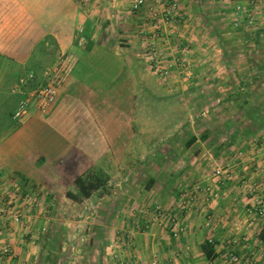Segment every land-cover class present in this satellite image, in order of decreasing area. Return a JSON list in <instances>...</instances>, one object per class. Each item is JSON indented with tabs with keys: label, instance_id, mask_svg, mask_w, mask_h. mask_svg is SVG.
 <instances>
[{
	"label": "crops",
	"instance_id": "0c3cea01",
	"mask_svg": "<svg viewBox=\"0 0 264 264\" xmlns=\"http://www.w3.org/2000/svg\"><path fill=\"white\" fill-rule=\"evenodd\" d=\"M175 1L181 24L175 31L164 27L157 31L148 8L156 6L162 11L170 5L168 1L146 0L140 10L132 11L129 0H0V94L8 86L6 98L18 94L25 99L39 86L41 72L54 65L59 55L70 53L78 58L51 110L47 114L32 110L24 118L25 124L5 130L0 138V196H11L13 209L22 215L20 224L0 215V264H125L130 260L151 264L154 259L157 264H227L233 252L241 264H264V243L259 238L264 217L256 214L255 205L264 198V167L259 169L264 164V133L238 144L250 156L241 160V166H232L239 171L254 166L253 170L241 177L199 179L213 184V189L226 182L216 199L209 193L211 189L205 194L194 192L193 181L198 180L188 181L181 172L167 173L162 180L146 174L153 166L202 165L205 153L197 147L194 152L189 149L193 153L188 151L191 154L185 159L180 157L183 153L176 157L166 153L159 163L155 160L153 145L140 138L149 129L139 127L135 120L138 82L144 94L152 97L183 96L185 87L197 82L191 76L192 82L186 80L191 74L186 69L194 67L199 54L207 56L200 53L205 49L199 44L186 56L184 44L207 38L204 34L218 40L215 21L230 18L216 19L211 10L234 8L236 2L224 5L225 0L222 6L217 0ZM204 5L210 14L198 12ZM209 21L213 23L210 32L206 30ZM45 22L54 25L45 30ZM218 31L225 37L226 31ZM154 32L169 39L157 43L171 70L166 80L155 78L151 67L138 60L137 51L145 50V38ZM227 37L235 41L232 35ZM47 38L50 42L39 48ZM174 39L178 44L173 45ZM220 50L221 45L209 52L221 56L223 62ZM195 65L196 74L204 68ZM29 72L36 79L13 94ZM206 76L202 73L198 84H207ZM35 132L36 141L32 138ZM207 158L214 161L213 153ZM92 166L110 175L108 193H94L79 202L68 198L69 191L77 192L76 177ZM136 167L141 168L139 175ZM251 185L255 187L250 189ZM15 190L20 191V198L13 195ZM24 195L37 197L38 206L23 200ZM93 199L96 203L90 212ZM159 205L163 218L145 214V206ZM88 210L95 217L85 216L84 221L93 226L73 240L81 226L73 218ZM128 235L129 243L124 239ZM207 239L216 241L218 256L214 260H208L202 251ZM7 246L11 254L3 252Z\"/></svg>",
	"mask_w": 264,
	"mask_h": 264
},
{
	"label": "rangeland",
	"instance_id": "374dc122",
	"mask_svg": "<svg viewBox=\"0 0 264 264\" xmlns=\"http://www.w3.org/2000/svg\"><path fill=\"white\" fill-rule=\"evenodd\" d=\"M217 1L220 5L223 6L222 3L225 0H217ZM227 1L228 3L224 5L233 4L232 0H227ZM237 1L242 2L243 4L248 6L249 5L248 2L250 0H236V2ZM263 1L264 0H256L257 2V6H256L257 9L255 10L256 18L252 24L246 25L245 27L247 28L245 29H238L233 25L232 21L235 18V15L233 16L234 10H233L232 5H230L229 7H223L222 10H224L225 12L222 10L219 11L217 10L218 8L215 7L211 11L215 13V15L217 16L216 19H219L218 17L227 16V15H229L228 17L230 18V21L227 20L226 17H224L225 18L224 21L216 20L215 21L216 29L220 31L223 30L226 32H228L227 30L229 29V27H232L237 32H241V31L253 32V31H257L261 29L264 30V8H263L264 3ZM236 2L234 3V5L236 4ZM261 4L263 6H261ZM204 6H205L204 7L205 9L200 8L201 10L198 12L203 13V11H206V13L210 14L211 13L210 9L206 5ZM226 11H229V12H226ZM181 22H182V18H180V22L177 23V26L172 28L173 31L177 29V27L181 24ZM196 23L198 24L197 28H199V30L202 29L205 31V26L203 27L202 23L200 22H196ZM212 24L213 23H211V25L209 24L207 25L206 30H208L209 32L213 30ZM44 25L46 26L45 30H48L51 27H53L54 23L45 22ZM204 35H207L208 37L207 38L201 37L199 39L198 38L190 39L193 41L194 44H191L192 42L187 41V43L184 44L185 48L183 47L186 56H188V54L190 55V50L194 49L197 44H199L200 48L205 49V50H202V52L200 53H206L205 55L207 56H203L199 54L201 58L200 59L197 58L196 63H195V64H198L201 68L204 67L205 69L204 68L203 70L197 69L198 70V71L196 70L197 74L194 73L195 71L194 67L196 66L195 64L192 69L190 68L191 66L188 69H186L187 72L191 73L190 75L186 76V80L188 79L189 76H191V78H194L197 82L195 83L193 82V84L187 85L185 87L183 96H173V98L171 99H162L161 98L162 96H157L159 98H156L155 96L152 97L151 95L144 94V92L139 87L140 83L138 82L139 85H138V98L136 102L137 105L134 102V104L136 105L134 109H136L138 112V117L135 118L136 124L139 125V127L140 126H142V128L147 127L149 129V131L147 130L146 134H141L140 138L143 139L142 142L144 144L147 143L150 146L153 145L155 160L157 159L158 163L161 161V159L164 157L166 153L169 154V157H172V156L176 157V156H179V153H183V156H180L181 159H185L183 157H188L191 153L194 152V149H197V147L198 148L200 147L199 151H204L205 153V156H203V159L201 160L203 161L202 165L201 164L192 165L189 163V166H186L185 163L181 162L179 164L169 166V167L162 166V165L153 166V167H149L148 170H146V174L153 175L157 179H161V177H163L164 179V177L166 176L165 174L167 173L179 174L181 172L180 173L181 175H185L188 177L189 179L188 181H191L193 178L198 180L196 184L193 181L194 187L192 190L194 192L198 191L199 194L201 192L205 194V192H208V189H211V192L209 193L212 194L214 199H216L218 198V191L222 189L221 187L226 186V182H220L218 187L213 189V184L211 183L206 184V182H200L199 179L200 178L201 179L202 178L203 179L217 178V177H222V176L223 177L225 176L226 178V177H230V175L241 177L247 171L253 170L254 166H251L249 169L245 171H242V170L239 171L238 167L232 166V165L241 166V160L244 157L250 156L249 152H248V155L243 154V153H246L247 150L242 151L238 147V144L243 143L242 142L243 140L238 139L235 142H233L234 146L232 145L233 147L231 146L226 150L224 149V151H222L218 157H214V161L209 160V158H207L208 154L212 152H210L209 147H207L206 143L197 142L194 148H192L193 150L192 152L185 147V142L191 137V135L194 134L198 136L200 133H202L207 128L212 129L216 132H219L222 129V124L227 119H232L236 121L237 126L242 124L243 118L240 117V115L238 114L237 107L235 104L236 101L231 100V99L228 101L227 100L228 93H231L233 91L232 90L233 86L239 85L241 81H243V79L246 80V79H251L252 76L254 77L255 71L248 70L247 65H250V63H248V60L250 61L252 60L253 62L254 61L256 62V60L263 59L264 58V47L262 48V50H260L259 53H257L256 51H254V48H253L254 45L252 44V42H245L242 39H237L235 41H232L231 37H227L228 33L225 35L224 39L221 41H218L216 38L212 37V35L211 37L208 34H204ZM179 39H182V38L179 37ZM167 40L169 39L167 38ZM121 41H124V38H121ZM173 41L175 42L173 43V45L178 44L179 42V40L177 39H174ZM45 42H50V38L44 39L42 43H39V48L44 46ZM145 45L144 47H146ZM187 45H190V46H187ZM220 45L224 46L228 51L232 52L233 62L231 65L224 64V62H221V60H219L221 56L215 55L209 52V50L212 51L213 49H215V47L218 48V46ZM178 46H176L175 48L176 51H177ZM242 47H246V48L243 49ZM158 50L159 51H156L157 57H158L157 62H160V64L163 65V67L170 70L169 64H168L169 62H167V64L164 63L168 59L167 55L163 54L160 51V49ZM221 50L223 51L222 48ZM137 54H138L137 55L138 60L142 61L144 65L147 64L148 66H150L151 70H153V73L155 72L154 73L155 78L166 80L167 78L170 77L171 70L168 75H160L157 73V70L154 68L155 63L151 61L150 55L146 50L144 51L142 50L140 52L137 51ZM171 55L175 57V55L173 54ZM189 57L192 60V56H189ZM222 61H223V54H222ZM182 62L187 63V62H190V60H184ZM202 73H204V75L208 74V77L206 76V79L209 80L207 84H204L205 82L203 84H198V81L202 79L201 78ZM138 78H139V75H138ZM194 79H191V80L188 79V80L192 82ZM263 82H264V76L256 77L252 80V86L250 87L253 90L261 89ZM8 88H9L8 86L4 87L6 91L8 90ZM5 90L0 94V134H2L5 130L8 131L9 129L11 130V128L13 127H16V126L18 127L22 125L23 122L25 124L27 121L24 119L17 120L13 118L12 114H14L17 111L19 104L23 99L20 98L19 95L18 94L16 95L15 93H13L15 95H10L6 98ZM200 94L204 95V97H202L201 99L197 98ZM253 99L255 102L259 101V99H255V98ZM28 124H30V122H28L27 125ZM64 128H67V127H64ZM62 129L63 128L61 127V130ZM233 130L234 128L231 131ZM32 138L34 141H36V132L32 135ZM140 141L141 139H139V142ZM226 141H228L227 137L220 135L219 142L224 143ZM139 146H141V144H139ZM231 148H233V152L231 151ZM188 151H190L191 153ZM258 166L255 165V167H258ZM67 167L68 166H66V168ZM263 167H264V164H262V166H260L259 169H262ZM136 168H137L136 173L139 175V173L141 172L140 171L141 168L140 167H136ZM217 170L221 171L222 174L218 176H214L213 174ZM140 176L141 177L145 176V174H142ZM253 187L255 186L251 185L250 189H252ZM262 191L264 192V190ZM33 198L34 197H32L31 199ZM90 201H91L90 212H92L93 211L92 209L94 207L93 205L94 203H96V199H93ZM255 205L257 206V201L255 202ZM159 210L161 211V214H164V210L162 206L160 205L155 206V207L154 206L144 207L145 214L148 215L149 217L150 215L157 216L156 211H159ZM85 212L81 214L79 213L80 216L77 215L75 218H73V220H76V221L78 220L79 224L81 225V226H77L76 228L77 230H75L76 232L74 235L76 238L73 240L77 239V235H76L77 233L82 234L86 230L89 231L88 228L93 226L85 222L84 219H85V216H88L89 217L88 219L90 218L93 219L95 217V214L91 215L89 210ZM157 217L158 219L163 218L160 216H157ZM133 225H136V224H133ZM234 254L237 255L236 252H233L229 254V257ZM228 263H229V258H228L227 264Z\"/></svg>",
	"mask_w": 264,
	"mask_h": 264
},
{
	"label": "built area",
	"instance_id": "2783aa9c",
	"mask_svg": "<svg viewBox=\"0 0 264 264\" xmlns=\"http://www.w3.org/2000/svg\"><path fill=\"white\" fill-rule=\"evenodd\" d=\"M130 7L132 11L140 10L146 4V0H129ZM169 2L170 5L165 7L162 11H159L156 6H150L148 8L149 18L152 22L154 28L158 31L164 27L166 31L168 29H172L177 26V23L180 22L181 13L178 3L174 0H157L159 4H165ZM264 3V1H263ZM248 6L243 4L242 2H236L234 6L235 18L233 19V25L238 29H245L246 25L252 24L256 18L255 10L257 9L256 0H250L248 2ZM145 30L142 31V33ZM141 33V34H142ZM158 41H162V43H167V37L162 36L159 32H154L149 37L146 36V51L150 55L151 61L155 63L154 68L157 70V73L160 75H168L170 70L163 67L160 62H157V52ZM78 63V58L70 53H63L59 55L58 60L51 67L46 68L41 72L40 75V84L39 86L31 91L27 98L23 99L17 111L14 114V119H24L31 114L32 110L38 111L41 114H47L53 105L56 102L60 89L69 79L71 74L73 73L76 65ZM154 69V70H155ZM36 79V74L34 72H29L26 76L22 77L19 80L20 87L13 89V93H18L20 88L26 85L29 81H34ZM222 174L221 171L217 170L213 175L218 176ZM210 189H208L209 191ZM14 196L15 198H20L21 194L19 190H15ZM12 195V196H13ZM23 200H28L32 206L37 207L39 202L38 198L34 197L31 199L28 195H24ZM256 213L258 216H264V198L257 203ZM157 216L164 217L165 214H161V211H156ZM0 215H2L7 220H10L14 224H20L22 222V215L16 212L12 206V198L6 195L0 196ZM125 237V236H124ZM131 236L128 235L127 238H124L125 241H128ZM119 245V244H118ZM117 245V247H119ZM5 254H11L10 248L7 246L3 249ZM125 264H144L134 260L127 261ZM151 264H157L156 259ZM228 264H241L240 258L238 255H231L229 257Z\"/></svg>",
	"mask_w": 264,
	"mask_h": 264
},
{
	"label": "trees",
	"instance_id": "16d2710c",
	"mask_svg": "<svg viewBox=\"0 0 264 264\" xmlns=\"http://www.w3.org/2000/svg\"><path fill=\"white\" fill-rule=\"evenodd\" d=\"M234 10V8H233ZM212 23L211 21H209ZM228 29V34L232 35L234 40L242 39L245 42H252L254 45V51L257 53L264 47V30H257L253 32H237L234 29ZM215 35L218 40L224 39L221 36L222 33L214 27ZM225 33V32H224ZM227 34V32H226ZM223 49V62L226 65H231L233 62L232 52L228 51L224 46ZM245 49L246 47H242ZM250 65H247L249 71H255L254 77L251 79H243L239 85H234L232 92L228 93L227 100H235L238 114L243 118L242 124L236 125V121L227 119L222 124V129L216 132L212 129H205L202 133L197 135H191L186 140L185 147L189 150L194 148L197 142L206 143L207 147L212 151L214 157H218L224 149L231 147L236 140H248L257 138L262 132H264V82L262 88L258 90L251 89L252 80L256 77L264 76V58L254 61L248 60ZM234 84V83H233ZM204 97L200 94L197 98ZM259 99L255 102L254 99ZM11 115V113H10ZM13 115V114H12ZM14 118V116H13ZM2 127V126H1ZM234 128L233 131H231ZM3 133L0 134V138ZM220 135L227 137L228 141L224 143L219 142ZM199 151L196 150L195 154ZM110 175L102 168L92 166L85 172L78 175L75 179L76 193L68 192V198L79 202L88 198H91L94 193L98 195L107 194L110 188ZM260 240L264 243V228L259 233ZM202 251L208 260H214L217 258L218 253L216 252V241L213 239H207L202 244Z\"/></svg>",
	"mask_w": 264,
	"mask_h": 264
}]
</instances>
